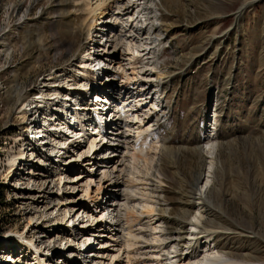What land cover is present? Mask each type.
I'll use <instances>...</instances> for the list:
<instances>
[{"label":"rangeland","instance_id":"374dc122","mask_svg":"<svg viewBox=\"0 0 264 264\" xmlns=\"http://www.w3.org/2000/svg\"><path fill=\"white\" fill-rule=\"evenodd\" d=\"M13 1L0 0V26L5 27L2 33L10 28V32L3 37L6 36L5 42L13 51L12 58H4L0 53V264H9L7 261L10 257V264H38L36 256L43 261L40 264H64V259L66 264H82L83 261L88 264H162L163 261L155 257L157 243L153 234L156 235L155 231H158L154 228L158 226L156 218L147 217L145 213L139 215L144 210L142 205L151 204L148 201L146 172L156 162V148H159L162 138L177 147H202L205 130L209 134L212 132L209 131V122L211 125L215 123L217 133L222 130L218 141L221 139L225 143L236 138L221 157L223 169L212 184L214 194L209 203L244 228L246 233L240 234L243 239H234L235 245L241 244L243 248L257 246L259 259L253 260L257 262L254 264H264V0H188L186 3L180 0V4L173 0L176 14L170 16L173 21L168 33L159 27L155 0H145L151 10L143 14V20H139V17L131 25V28L135 25L143 27L138 38L132 40V37H124L122 31L126 30L125 33L129 34L130 29L127 26L120 31V24L113 32L101 30L104 36L95 37L99 30H93V37L89 34L87 38L90 39L85 41L82 52L70 59L64 72L58 65L70 58L75 44L65 41L59 34L60 0H16L20 3L19 8L12 13L10 26L7 27L6 18ZM117 1L121 4L136 3V0ZM246 2L249 4L239 11V7ZM135 3L128 12L118 16L125 18L126 15H133ZM28 7L30 10L23 13L26 21L21 26L19 20ZM107 11L104 19H109L111 12H116L115 5ZM236 12H240L239 17H236ZM70 15L74 16L73 10ZM26 36L31 37L34 44L24 49ZM214 36L211 45L209 43ZM156 37H163L159 47ZM145 47H151L149 58L143 55L145 52H139ZM129 48L138 49L137 57L132 59ZM198 51L189 67L184 66L179 70L190 54ZM97 53L98 56H94L96 60L91 58L92 54ZM81 57L85 68L89 63L96 64L97 60L110 68L100 69V76H105L101 77V84L108 80L104 93L111 94L115 108L123 109L129 102L128 106L135 101L145 102L144 97L146 101L151 96L153 99L157 97L160 90L158 92L159 88L155 86L156 75L160 68L161 73L174 75L172 83L165 90L166 94H162L166 96L155 118L145 116L148 102L141 106L140 111H131L144 123L153 120L146 124L151 133L144 138V147L149 143L150 147L144 148L142 158L132 162V145L140 143L133 131L126 130V125L135 127L140 122L126 116L119 120L116 128L109 127L104 137L85 133L73 140L60 132L63 135L60 157H49L46 165H42L37 162L41 160L38 156L26 163H16L8 172L9 157L18 155L22 149L26 152L30 147L27 140L18 135L16 128L19 122L16 112L22 105L16 108L15 113L8 115L6 111L10 85L15 86L18 81L27 89L29 85L30 89L35 85L30 92L33 95L42 88L46 75L56 72V83H62L65 89L74 87L71 92L61 89V94H68L67 100L71 102L76 97L75 92L83 93L81 90L85 81L92 79V74L82 68ZM182 70L181 75L176 74ZM83 71H87V76L79 75ZM86 77L88 79L85 80ZM140 94L147 95L140 97ZM38 96H30V99ZM43 112L39 108L35 114L37 122L42 119ZM79 112L80 116L83 115V111ZM59 119L62 117L57 118L58 122ZM78 122L83 123L79 119ZM39 125L40 122L36 127ZM79 127L75 125L72 129ZM23 131L25 133L26 129ZM49 133L55 134L52 131ZM49 133L48 139L53 138ZM93 138H96V146L90 148ZM52 143L50 141L46 146L48 150L53 149ZM54 149L57 153L60 148L55 145ZM42 167L46 168V174L38 170ZM31 171L36 174H31ZM170 171L167 170L169 178H166L170 183L166 185L170 191L168 203L177 208L181 204L176 195L179 184L176 179L170 178ZM21 174L30 179L27 181L25 177L18 182ZM193 186L195 190L198 187L196 183ZM1 197L4 199L1 200ZM133 207L138 214L134 212V216L138 217L135 221L126 219L127 210ZM29 218H32L31 223ZM212 218L211 214L207 216L209 220ZM83 226L88 228L81 229ZM166 226L175 228L172 224ZM181 226L180 232L185 235L190 228L186 222H182ZM128 229H131V235L139 237L135 238L131 249L124 246V241L129 237ZM25 236L32 240L30 248L24 244L27 240ZM85 238L93 240V244L83 257L79 248L88 242ZM213 241L217 245L225 244L222 236ZM197 250H200L199 246Z\"/></svg>","mask_w":264,"mask_h":264},{"label":"bare ground","instance_id":"6f19581e","mask_svg":"<svg viewBox=\"0 0 264 264\" xmlns=\"http://www.w3.org/2000/svg\"><path fill=\"white\" fill-rule=\"evenodd\" d=\"M34 1H36V0H34ZM144 1L145 0H136V3L133 1V2H131V4L130 3L121 4L117 0H60L61 7H60V10L58 11L59 12L58 15H59V21L61 22L60 23L61 27L59 28V31H60L59 34H61V36L65 38V41L75 44V49H74L73 53L71 54L70 58L66 59V61L59 63L58 68H60L62 72L67 70L66 64H68L70 59L75 57L76 54L79 55L82 52L81 50L84 47L85 41L87 39H90V38H87L89 36V34L91 37H93V33H94L93 30L94 31L99 30L95 34V37L96 36L98 37V35L104 36L105 35L104 33H100L101 30H108V32H113V31H115L114 29H115L116 25L118 26V24H120L119 25L120 31H122L127 26H129V29H130L129 34L125 33L126 30L122 31V32H124V37L130 38V39L132 37V40H134L135 38H138L141 35L140 32H141L143 27L141 28V25H139V26L135 25L134 28H131L132 27L131 25H132V21L138 19L139 17H140L139 20H143L142 19L143 14L146 11H148V9L151 10V8L147 7V5L145 4L146 1H148V0H146L145 2ZM172 1L173 0H155V3H154V6L156 7L155 9L159 12V15H158L159 17H157V20L159 22V27H160V29L165 30L167 33L169 32V30L172 29V21L173 20L171 21L172 18H170V16L173 17V15L176 14V12H175L176 10H174L175 8L172 5V3H174L175 1L174 2H172ZM177 1L180 4V0H177ZM187 1L188 0H184V3H186ZM190 2H191V0H190ZM209 2H212V0H209ZM134 3L136 4L135 5L136 10H135L133 15H131V14L126 15L125 18L118 16L120 13L128 12L130 7H132V4H134ZM18 4H20V3H18L16 0H14L9 5L10 14L7 16L8 18H6V19H8L7 27L10 26L9 23L11 21L10 17L12 15V13L15 12L19 8ZM248 4L249 3L246 2L242 6L245 7ZM113 5H115L116 12L115 13L111 12L110 18L104 19V16L106 15V13L108 14L107 9L110 7H113ZM28 9L30 10V7L26 8L22 12V14L25 12H28ZM72 10L74 12V16L73 15L68 16ZM239 11H241V10H239ZM236 13H237L236 17H239L240 12H236ZM66 16H68V17H66ZM24 17L25 16L23 14L21 17V20H19L18 24H20L21 26L24 25V22L26 21ZM134 17H135V19H133ZM67 18H69V19L66 20ZM12 20H13V18H12ZM102 23H103V25H102ZM96 25H101V26H96ZM4 29H5V27L0 26V53L5 56L4 58H7V57H11V54H13L12 53L13 51L11 50L10 46L7 44L8 42L7 43L5 42L6 36L3 37V35H5L6 32H10V28H8V30L6 32L2 33V31ZM29 30H30V28H29ZM152 33H154V31ZM113 36H114V34H113ZM149 38H151V37H149ZM40 39H41V37L38 39V41H40ZM214 39H215V36H214V38H212V40L209 44H211L212 41H214ZM24 40L27 42L24 49H27L34 44V41L31 40V37L26 36V38L24 37ZM162 40H163V37L162 38H159V37L155 38V41H157L156 45L158 47L160 44H162V42H163ZM211 45H213V44H211ZM146 46H148V45H146ZM140 47H142V45H140ZM151 47H148V48L145 47L144 49L139 50V52H145V53H143V55H146L147 56L146 58H149L148 56H150L152 53L150 51ZM129 49L128 50L132 52V54H131L132 59L137 57L136 55L138 53V49H133V50H131L132 48H129ZM192 53H193V55L190 54L191 56L188 57L187 60H185L183 62V65L179 68V70L182 69L184 66H185V68H188L190 65V62L194 59L193 56L198 54L199 51L197 53H194V52H192ZM148 54H150V55H148ZM95 55L98 56V53L92 54L91 58H94ZM192 57H193V59H192ZM77 58H78V56H77ZM79 59L81 60L80 63H81L82 68H85L83 66L84 63H82V57ZM96 59L97 58L95 57L94 60H96ZM97 61L98 62L95 64V66L101 67L102 70L104 68H106V69L109 68L107 66L105 67V64H100L101 60L100 61L97 60ZM87 67L85 69H87V71H89V69ZM87 71L80 72L79 75L87 76V74H86ZM161 71L162 70L160 68L157 71L158 73L156 75L157 82H156L155 86L159 88L158 92L160 90V92H159L160 94H157V97H154V99H153V97L151 96V99L149 101H146L147 99H146V97H144L145 102L135 101L134 103H132L133 105L128 106V104L130 103L129 102L128 104L123 106V109L125 110V112L127 114L124 113L122 107L119 108L121 110V112L123 113L124 118L127 116L131 120L134 119L136 121L138 119L140 122L135 127H133V125H126L127 126L126 130L128 132L133 131L137 135V138L139 139L138 143L141 144V145L140 144L139 145H132V147H133V149H132L133 153L131 154L133 156V158H131L132 162L134 160H136V158H142L143 157L142 153H143L144 148L150 147V143L144 147V144H145L144 138L146 137V135L143 136V134L148 132L150 129L149 126L144 127V125H146L148 122H152L153 120H151V121L147 120V122L144 123L143 119L141 120V118H139V117H137V115L131 113V111L132 112L133 111L136 112L138 110L140 111V109H141L140 106L142 104H145L146 102H148V103H150L149 108H148L147 112L145 113L146 114L145 116L148 117L151 114L153 108H158L159 104L162 106V98L164 99L166 96V95L162 96V94L163 93L166 94L165 90L172 83V79H173L174 75L173 74L172 75L171 74L165 75L164 73H161ZM183 72H184V70H182L176 74L181 75ZM51 74L52 73L47 74L46 75L47 79H45V81H43L42 88L46 87V86L47 87L44 89H42V88L39 89V91L33 93V95L30 92H31V90H33L35 88V85H33V89H30L31 85H29V88L27 89L19 81L15 86L10 85L9 89L7 90L8 96H7V100L5 103L6 104V111H7L8 115L12 114V112L15 113L16 108L19 105L20 106L22 105L21 106L22 108L19 107L18 108L19 111L16 112V116L19 118V122L16 124L17 125L16 128H17V131H19L18 135L22 139L28 138L27 139V143H29L28 147L30 146V144H32V146H30L26 150V152L24 149H22L18 153V155L14 154V155H11V157H9V159H8V163H9L8 172H10V170H12L16 166V163L20 164L21 161L26 163L30 160L32 161L35 157H38V156H39L38 159H41V160H39L37 162H39V163L41 162L42 165L43 164L46 165V163H47L46 160L49 159V157L47 155H45V157H44L42 154L43 153L42 150L43 151L48 150V148L44 147L43 145L46 144V142L44 143L45 138L48 139L47 133H49L51 131L54 132L55 134L52 133V135H51L49 133L48 135L53 137V138L50 137L51 139H48V140H50L51 143L54 142L55 145H57L58 149L60 148L59 151L57 150V154L55 155V157H60L61 152H62L61 144L63 141V138H62L63 135L60 132H62L63 134L64 133L66 134V132L68 133V130L71 127V125H73V126L76 125V120H78V119L83 120V123H84V120L86 119L85 118V109H81L83 111L82 113L84 115L81 114V116H80L79 112H76L75 114H73L72 106L76 107L77 105H79V106L85 107V106H83V103L85 102V99L88 96V86H89L88 81L87 82L85 81V86L81 90V91H83V93H81L79 91L75 92L76 97L73 101L70 102L67 100V99H69L68 94H66L65 92L63 94H61V89H65L64 86H62L63 84L62 83H56V81L54 80L57 76L56 72H54L53 75H51ZM89 74H92V76H96L95 74L100 75V72H95V74L89 72ZM101 77L104 78L105 76H101ZM15 78L16 77H14V79ZM86 79H88V78L86 77L85 80ZM48 80H50V81L48 83H46ZM12 81H11V83H12ZM101 81L100 82H95V81L91 82L90 86L98 85L99 88L101 89L100 91L104 92V86L105 85L103 87H101L102 86V85H100ZM106 81L108 82V80H106ZM55 86H57V87H55ZM73 88L74 87H72V86L66 87V89L70 90L69 92H71V90ZM145 91H146V89L143 92H145ZM49 92H51V93H49ZM36 94H38L39 96L35 97V98L31 97V99H30V96H35ZM104 94H105V96L107 95V93H104ZM147 94H149V93H147ZM147 94H140V97H143ZM62 95H65V96L62 97ZM98 97L99 96H97L96 98H98ZM110 98H111V100L113 99V97H110ZM81 101L83 103H81ZM112 101L114 102V100H112ZM25 107H26V109H25ZM39 108H42V110H44L43 115H42V119H41L42 121L40 120L41 122H40V125L38 127L39 130L33 131L32 129L36 128V124L34 125V127H33V125H30V124L36 122V118L34 116L37 113V111L39 110ZM53 109H55L57 112L54 111ZM58 112H60V114H66V115L69 114L71 116V118L69 119V121L67 123H64V122L62 123V120H60V119H59V122H56V120L53 121L55 116L58 114ZM68 117L69 116H67V118ZM30 122H32V123H30ZM83 123L81 122V125ZM8 124H9V122L7 121L6 125H8ZM118 125H119V121L115 120L113 127L116 128ZM209 127L211 128L209 131H212V132H210V134H209L207 132V129L205 130V134H204L203 139H202V147H196V148L194 147L192 149L188 148V147H183V146H182L183 148L177 147V146L172 145L173 143L171 141H169L167 139H166L167 140L166 141L162 138L161 144L159 145V148H156L157 149V153H155V155L157 156L156 162L153 163L151 165V167H149V171L146 172V175H147L146 178L149 181L147 183V185H148L147 189H148V195L150 196V200H148V201H150L151 204L148 205L146 203L147 206L142 205L144 210L143 211L141 210L140 212L138 210V212H139V215H140V213H142V214L145 213V214H147V217L155 216L154 218H156L155 222L158 223V226L156 225L155 227L154 226L153 227L156 228L158 231H155L157 233L156 235L153 234L154 235L153 239L157 243V245H156L157 251H156V256L155 255H153V256L160 258L161 260H159V261H163L162 264H254V263H257L254 261L259 259L257 257V254L259 251L257 246L252 245V246H245L243 248V246L241 244H238V246L235 245L234 239L237 241H238V239H243V238H241L242 235H240V234L246 233L244 228L242 229V227L240 225H238L236 222L231 221L223 211H221L219 209L216 210L211 205V203H209L211 195L214 194V193H212L213 192L212 191V184L215 182V180H217V175H218L219 171L221 170V168L223 169V163H222L221 157L224 154V150H226V149L228 150V148L232 145L231 143L236 140V138H234L233 140L231 139V140L225 141V143L220 141L221 139L218 141L217 137L220 133H222V130H220L217 133L216 130H218V129L215 127V123H213L211 125V122H209ZM25 129H26V131L24 133L23 130H25ZM98 129L99 130L97 131V134L101 137H104L105 135H102L104 127L99 126ZM112 130H116V129H112ZM74 131L75 130H72V133H74ZM57 132L59 133L58 135H57ZM149 133H151V131ZM216 133H217V135L214 137V134H216ZM36 134H38V135H36ZM156 134H158V132ZM78 135H80V133H74L72 136L74 138V137H77ZM136 135H134V136L136 137ZM43 136H44V138H43ZM29 137L33 138L34 142L37 145L36 144L34 145V143L32 142V140ZM135 137H133V138H135ZM56 139H58V140H56ZM78 139H76V141ZM95 139L96 138H93V140H91L90 148H93L94 145L96 146L95 141H94ZM79 144L80 143H77V145H79ZM52 145H53V148H55V145L53 143H52ZM37 146H39V147H37ZM29 151H30V153H28ZM53 152H55V151L53 150ZM53 154H52V156H53ZM57 159L59 160V158H57ZM170 169H171L170 178H172V179L174 178V180L176 179L178 184H179V188L177 190L176 195H177V199L180 201L181 204L178 203L179 207H177V208H174V205L172 206L170 203H168V198H169L168 196L170 194V191H169V187H167V186L170 185V183L166 180V178H169V176L167 175V170H170ZM38 170L41 171L42 174L47 173V170L44 167L39 168ZM34 173H35L34 171H31V174H34ZM148 176H150V178H148ZM25 177L26 176H24L23 174L19 175L18 182L21 181L22 179H24ZM59 178H61V177H59ZM152 178H154L156 180H154ZM29 179H30V177L27 178V181ZM125 182H127V181H125ZM195 183L198 185L196 190L193 186V184H195ZM186 185H188L189 187H186ZM134 212L136 213L135 207H133V209H131L129 211L127 210L126 219L132 218L133 221H135L134 219H137L138 217L134 216V214H135ZM209 214H211L213 217L211 220L207 219V216ZM31 219L32 218H29L30 223H31ZM138 220H140V219H138ZM138 220H137V222H138ZM182 222H186V224L190 228L189 231L185 235L180 232L181 228H183L181 226ZM131 223H133L132 220H131ZM166 224H172L175 228L170 229L166 226ZM129 230H131V229H128L127 231H129ZM73 233H71V234H73ZM131 233L132 232H130V231L127 232L129 237H127V239L125 238L126 239V241H124L125 243L123 242L124 246H126V249L127 248L131 249V247H133L135 242H136V240H135L136 235L135 236H134V234L131 235ZM127 234H126V236H127ZM219 236H222L225 238L224 246H221L220 244L217 245L213 241V240L216 241V239H218ZM25 237L27 238V240L24 242V244L26 246H29V248H30L31 247L30 245H33L32 240L29 239L27 236H25ZM84 237H87V236L84 235ZM132 238H134V240ZM138 238H136V239H138ZM86 239L87 238H85V240ZM86 241H88L86 243L91 242L90 239H87ZM11 245H13V243ZM198 246H199L200 250H197ZM126 254H127V252H126ZM35 260L38 264H40V262H43L40 260V258L38 256H36ZM63 261H64L63 263L66 264L65 259ZM129 261H130V259H129ZM10 262H12L11 257H10V260L7 261V263L10 264ZM91 262H92V260H91ZM156 262H158V260H156ZM82 264H88V263L83 261Z\"/></svg>","mask_w":264,"mask_h":264},{"label":"water","instance_id":"95a60500","mask_svg":"<svg viewBox=\"0 0 264 264\" xmlns=\"http://www.w3.org/2000/svg\"><path fill=\"white\" fill-rule=\"evenodd\" d=\"M243 7H244V6H241V7H239V9H238V10H242V9H243ZM236 15H237V14H236Z\"/></svg>","mask_w":264,"mask_h":264},{"label":"trees","instance_id":"16d2710c","mask_svg":"<svg viewBox=\"0 0 264 264\" xmlns=\"http://www.w3.org/2000/svg\"><path fill=\"white\" fill-rule=\"evenodd\" d=\"M4 199L3 197H1V200Z\"/></svg>","mask_w":264,"mask_h":264}]
</instances>
